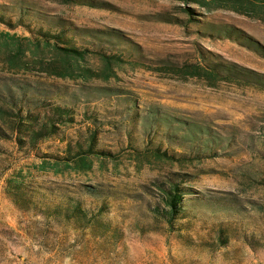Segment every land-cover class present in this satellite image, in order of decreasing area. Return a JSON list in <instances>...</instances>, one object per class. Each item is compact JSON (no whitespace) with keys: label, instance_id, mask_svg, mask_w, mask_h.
<instances>
[{"label":"rangeland","instance_id":"1","mask_svg":"<svg viewBox=\"0 0 264 264\" xmlns=\"http://www.w3.org/2000/svg\"><path fill=\"white\" fill-rule=\"evenodd\" d=\"M20 8L32 25L89 50L65 54L59 38L0 21V264H264V84L255 82L264 80V18L251 14L264 17V0H0L13 19ZM98 49L116 57L108 62ZM212 61L241 74L209 79L184 66ZM24 82L28 115L18 117L4 83L19 96ZM57 104L68 109L61 117ZM189 124L202 129L191 135ZM39 126L44 134L29 141ZM156 143L188 156L159 154ZM89 144L93 151L75 155ZM103 147L113 155L96 152ZM169 176L182 177L185 200H196L174 227L158 218L161 228L140 232L136 217L153 221L156 180ZM84 184L113 192L91 196ZM62 193L81 195L86 207L104 199L99 215L120 239L43 217L40 207ZM22 194L29 208L14 200ZM232 198L235 210L197 203Z\"/></svg>","mask_w":264,"mask_h":264},{"label":"trees","instance_id":"2","mask_svg":"<svg viewBox=\"0 0 264 264\" xmlns=\"http://www.w3.org/2000/svg\"><path fill=\"white\" fill-rule=\"evenodd\" d=\"M234 9L240 12H244V13H248L244 8L243 5H233ZM21 7H25V6H21ZM26 8V7H25ZM246 8H252V9H256V7H254V5H246ZM263 10V9H262ZM19 15L16 19H13L12 15L5 13V10H1L0 11V21L7 24L9 27L14 28L18 25H23L28 31H35L38 35H35L37 37H43L47 42L49 40V38H59L60 40H62L63 42L67 43L68 45H60L59 48L65 51V54H72V55H83V53L88 49V47H84V48H78L76 46L73 45H69V39H67L64 35L62 31H54L50 28L44 27L42 25H32L30 23V21L24 20V9L20 8L19 9ZM252 15L256 16V17H260V18H264L263 15H259L258 13H251ZM60 25V24H59ZM60 26L63 27V25L61 24ZM36 29V30H34ZM99 52L101 51V58L105 59L106 61H110V57H116L115 54H110V53H106L104 50L98 49ZM208 68H204L203 66H200L199 64H185L184 66H187L186 68H190L187 69L189 72H191V74H202L204 76H206L207 78H219V79H231V78H236L238 76V74L240 75L241 73H239V71H236L235 69L232 68V66L229 65H224L223 63L219 62V61H212L210 63H207ZM182 68V67H180ZM179 70V69H178ZM255 81V80H254ZM257 83L260 84H264V80L262 79H256ZM25 83V82H24ZM22 83L23 85H21L20 90L21 93L20 95H16L12 92V90L10 89V87H8V85H6V83H4V87L6 89L7 92V96L6 98L12 102L13 104H15V106L17 107V109L12 112L11 109H9L12 113H15L18 117L20 116H27L23 115L22 113V107L23 105H21V101L23 100L22 97L24 95V90L25 88H27L29 85L27 83ZM211 84V83H210ZM81 88H83L81 86ZM80 88V89H81ZM38 101H41L42 99H40L39 97L34 98ZM10 108V107H9ZM0 109H3V106L0 105ZM54 113L56 116H60L63 112H67L68 109L66 108L65 104H57L54 108ZM152 116L155 118H157L158 120H163L166 121L167 118L164 114L162 113H158V116H156L154 114V112L151 111ZM1 120V119H0ZM54 124L50 125V128L47 129L48 132L50 130H53ZM196 129H202L201 125H196V124H189L188 126V131L190 132V134L192 135ZM44 130H46L44 127L39 126V127H33V131L34 132H29L30 133V139L29 141L35 142L36 138L38 136H41L42 134H44ZM204 130V128H203ZM205 130H207V128H205ZM187 131V135H189ZM18 140L21 141V137H18ZM152 148L158 152L159 154H164V155H171V156H175V157H184V156H188L185 152H167L166 148L163 147L161 145V143H156V144H152ZM93 147L92 145H88L87 149H78L77 153H75V155H77L78 153H86L89 152L90 150H92ZM96 152L101 154V155H113V151H111L108 148H98L96 149ZM82 156V155H81ZM168 180H161V179H157L156 180V184L159 186L158 187V192L159 195L161 196V200L160 201H155L154 204L150 205V208L152 209V213L150 214L153 221H142L140 218L135 219L134 224L138 227V230L140 232H144L145 230H158L161 227H158L159 225H157V223L154 222V220L156 219H162L164 222H167V224L169 226H173L174 227V221L175 220H179L181 218H184L187 215V200L189 199H195L196 197H187L186 200L184 198V195L188 192L186 190V186H183L180 184V181L182 179H176L173 176H169ZM85 187L84 189H82L84 194H88L91 196H100L105 197L108 194H112V190L107 188V187H101V186H97V185H93V184H84ZM19 191V190H18ZM23 195V196H22ZM19 195L18 199L16 197H14V200L16 202L19 203V200L22 199L24 203H19L21 204L22 208H29V201H31V197L27 196L26 194H22ZM60 199L58 201H56L55 203H44L43 207H40V213L43 215V217H47V218H53V219H60V218H64L67 221H71L74 226L76 227H81L83 230H87V232H89L92 235H97L99 236L102 240H111L113 242H117L120 237H121V230L118 226H112V221L110 218L108 217H103L100 216V211L103 210L104 208V199L103 201L100 203L99 207H94V206H84L83 205V199L81 197V195H67L62 193L60 196ZM234 198L230 199L231 201H233L232 203L228 202V201H215L213 203H207L205 201L202 200H198L197 203L202 204L205 203V205L207 206H217L220 207L222 209H236V201L233 200ZM32 202V201H31ZM33 203L35 204V202L33 201ZM181 224V223H180ZM101 227V228H99ZM183 226V224H181ZM181 225L176 226L177 229H181ZM226 231V230H225ZM223 227H219L217 229V236L219 241L225 243L229 240L228 236L229 233H225ZM180 236H184V235H180ZM244 236H246L244 234ZM186 241L188 242V244H194L195 239L189 235H186ZM203 242L200 241L199 244H201L204 247H211L212 249L217 248L218 246V242L216 241L215 243L213 241H209L206 239H202Z\"/></svg>","mask_w":264,"mask_h":264}]
</instances>
